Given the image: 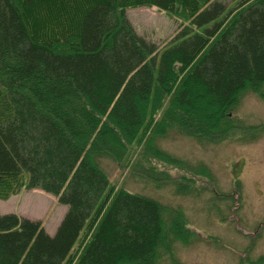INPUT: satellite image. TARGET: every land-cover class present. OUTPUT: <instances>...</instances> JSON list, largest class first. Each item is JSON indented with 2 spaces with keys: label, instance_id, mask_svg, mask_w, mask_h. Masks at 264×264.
I'll use <instances>...</instances> for the list:
<instances>
[{
  "label": "trees",
  "instance_id": "16d2710c",
  "mask_svg": "<svg viewBox=\"0 0 264 264\" xmlns=\"http://www.w3.org/2000/svg\"><path fill=\"white\" fill-rule=\"evenodd\" d=\"M142 6L178 21L166 43L127 18ZM263 84L264 0H0V200L39 188L67 206L53 235L0 213V264H183L174 242L197 236L182 210L116 188L95 155L143 160L148 113L216 143Z\"/></svg>",
  "mask_w": 264,
  "mask_h": 264
},
{
  "label": "rangeland",
  "instance_id": "374dc122",
  "mask_svg": "<svg viewBox=\"0 0 264 264\" xmlns=\"http://www.w3.org/2000/svg\"><path fill=\"white\" fill-rule=\"evenodd\" d=\"M126 15L137 33L157 44L166 43L178 25L174 17L154 6L129 8ZM149 115L140 136L149 145L143 160L134 153L123 159L121 164L125 166H120V161L109 156L95 155L109 182L116 188L153 198L165 207L182 210L197 236L188 246L179 239L174 242V255L183 264H234L238 241L252 238L250 232L255 230V239L264 247V227L259 226L257 218L244 223L247 214L264 211V193L258 194L253 185L257 170L264 164L257 158L264 156V84L257 91L246 88L239 93L229 108L234 132L216 143L182 134L174 127L156 132V118ZM256 133L261 139L255 143L252 136ZM155 147L170 159L161 156ZM66 210L67 206L53 194L39 188L22 189L0 200L1 214L14 212L39 220L50 235ZM164 218L169 219L166 213ZM169 259L170 255L164 253L162 264H171Z\"/></svg>",
  "mask_w": 264,
  "mask_h": 264
},
{
  "label": "flooded vegetation",
  "instance_id": "af4514ba",
  "mask_svg": "<svg viewBox=\"0 0 264 264\" xmlns=\"http://www.w3.org/2000/svg\"><path fill=\"white\" fill-rule=\"evenodd\" d=\"M252 137L255 143L260 141L261 139L259 133L253 134ZM257 158H261L260 161H264V156L262 155H257ZM262 168L264 169V164L261 165V169L257 168L258 175L254 177L255 180L253 182V185L255 186L254 190L261 195L264 193V176L259 175L261 173H264V171H262ZM261 184L262 186H260ZM252 211H255V209H253ZM255 218H257L258 220L259 226L264 227V211L260 210H257L251 214H247L246 219H244V223H246L247 221H254ZM237 219L240 220L238 216ZM256 231L257 230H255L254 232ZM254 232H250V236L252 238L248 240L242 239L238 241L239 243L236 247L238 258L234 264H264V247L259 245V243L261 242L255 239L256 233ZM217 244L221 247L220 243Z\"/></svg>",
  "mask_w": 264,
  "mask_h": 264
}]
</instances>
